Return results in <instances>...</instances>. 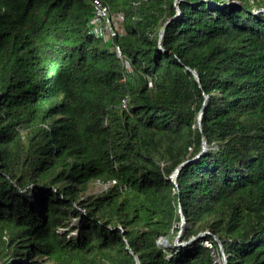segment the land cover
Returning a JSON list of instances; mask_svg holds the SVG:
<instances>
[{"label":"trees","instance_id":"1","mask_svg":"<svg viewBox=\"0 0 264 264\" xmlns=\"http://www.w3.org/2000/svg\"><path fill=\"white\" fill-rule=\"evenodd\" d=\"M91 1L0 0V263L264 264V0H104L130 71Z\"/></svg>","mask_w":264,"mask_h":264},{"label":"built area","instance_id":"2","mask_svg":"<svg viewBox=\"0 0 264 264\" xmlns=\"http://www.w3.org/2000/svg\"><path fill=\"white\" fill-rule=\"evenodd\" d=\"M88 25H89L90 32L92 34H94L97 38L101 39L103 42L109 43L111 45L112 50H114L117 53L118 57L123 61V64L125 65L126 69L130 71L131 70L130 61L129 59L123 56L120 45L116 43L117 37L123 36L127 33L126 25H125L124 10L121 8H115L104 0H92L91 1V15L89 18ZM149 82H150V86H152V80L150 78H149ZM122 105L124 107L126 106V100L122 101ZM213 148L217 149L218 147L214 146ZM97 180L100 183L102 182L105 184L106 186L105 189H108L110 186L116 183V180H111L108 182H103L99 179ZM207 234H210L209 230L208 232H205L202 235H200L199 238ZM162 237L163 236H161L160 238ZM214 237L216 240L218 239L216 236ZM159 239H157V242L160 241ZM191 242L189 241L187 244ZM202 242L204 246L212 250L214 259H215V255L217 254L219 258L221 257L220 252L222 253V255L225 254L224 250L220 247L219 242H218V245H219L218 250H215L214 244L211 240L204 239Z\"/></svg>","mask_w":264,"mask_h":264},{"label":"rangeland","instance_id":"3","mask_svg":"<svg viewBox=\"0 0 264 264\" xmlns=\"http://www.w3.org/2000/svg\"><path fill=\"white\" fill-rule=\"evenodd\" d=\"M262 10H264V8H262ZM105 184L104 183H100L97 179H93L91 180L86 187V190L84 192H82V196L83 198H88L90 196H94L96 194H100L104 191H106L107 189H105ZM79 218L75 217L72 213L69 214L67 220H65L64 222H66L64 224V226L59 227V231L60 232H65V230L70 229L72 226H75L78 223ZM187 222L185 220V223L182 225V232H178V234H176L174 237H168V236H163L162 238H160L158 241V243L166 248L168 251H171L172 249H174L175 247H179V246H185L187 245V243L190 240H184L183 236H184V228L186 227ZM208 232V230L202 231L199 234L202 235L203 233ZM75 233H77V230L72 231L70 234L74 235ZM177 245V246H176ZM217 252V251H216ZM221 257H218V254L215 255V264H227L226 263V256L225 254L222 255V253L220 252ZM24 261H27V259H25ZM37 262L39 264H52L51 261H49V259H46V257L43 258H37ZM1 264V263H0Z\"/></svg>","mask_w":264,"mask_h":264},{"label":"water","instance_id":"4","mask_svg":"<svg viewBox=\"0 0 264 264\" xmlns=\"http://www.w3.org/2000/svg\"><path fill=\"white\" fill-rule=\"evenodd\" d=\"M178 1H179V0H176L177 3H175V5H176V8L178 9V11L180 12V8H179V5H178ZM172 19H173V17H171L169 20H167V22H166V23L163 25V27L161 28V30H160V40H159L160 42H162V39H163V36H164L165 30H166V27L168 26V24L171 22ZM191 71H192V73L194 74L196 80H197L198 82H200V76H199V73H198L195 69H191ZM207 98H208V95H205V101H204V103H203L202 108L200 109V111H199V113H198V122H197V124H198V128H199L200 131H202V117H203V113H204V107H205L206 102H207ZM207 149H208L207 141H206V139L203 137V141H202V151L199 153L198 156H200L202 153H204ZM198 156H196V157L193 158V159H196ZM193 159H188V160L183 161L181 164H179V165L177 166V168L174 170V172L170 175L169 178H170L175 184H177V183H176V179H177V176H178L179 173H180V170L183 168V166H185L186 164L190 163L191 160H193ZM179 206H180V210H179V212H180V215H181V227H182V225L185 223V220H186V219H185V215H184V213H183V210H182V208H181V205H179ZM179 232H182V229H181ZM199 236H200V234H198L197 236L193 237V238L190 240V242H191V241H195V240H197V239L199 238ZM219 244H220V247H221L222 249H224L223 243H222V241H221L220 239H219ZM127 247L129 248V246H127ZM137 259H138V258H137Z\"/></svg>","mask_w":264,"mask_h":264}]
</instances>
